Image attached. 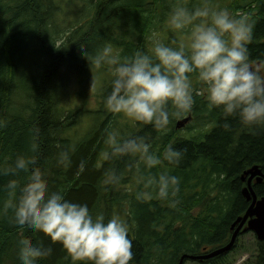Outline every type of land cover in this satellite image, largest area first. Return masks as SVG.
I'll return each instance as SVG.
<instances>
[{"label": "trees", "instance_id": "16d2710c", "mask_svg": "<svg viewBox=\"0 0 264 264\" xmlns=\"http://www.w3.org/2000/svg\"><path fill=\"white\" fill-rule=\"evenodd\" d=\"M63 1V5L61 2ZM204 0H0V168L6 167L17 155L34 156L36 165L52 190L61 189L68 200L86 204L95 215L106 218L119 214L129 226V238L133 241L134 261L140 256L148 258L145 264H178L182 255H206L226 245L232 231L231 223L242 215L250 204L241 190L247 180L241 175L252 166H258L264 174V130L252 131L242 127L235 119H229V129L216 109L211 111L200 96L194 95L192 110L170 117L163 132L154 131L150 125L127 124L123 136L139 134L150 138L152 151L162 153L168 145L185 149L178 167L166 163L152 169L133 165L127 158L115 161H99L102 130L109 123L121 118L119 114L104 113L100 109H66L59 91L71 82L83 86L81 75L93 67L80 55L93 56L103 47H111L121 56L136 51L148 52L146 46L153 35L159 33L162 40L179 42L183 37L169 32L166 19L178 3L189 7L200 6ZM212 7L227 8L233 15L244 14L253 23L249 47L253 63L264 60V0H209ZM62 8H69L75 23L59 33L47 28L49 19L59 23ZM60 35L56 40V35ZM57 42V43H56ZM145 49V50H143ZM91 77L99 79V73L109 78L99 90L91 88L96 101L103 104L109 91L110 66L105 65ZM23 76H19V73ZM14 80L15 85L8 81ZM4 83V84H3ZM13 87L10 100H3V85ZM194 87H199L195 83ZM82 96L78 98L82 101ZM61 101H60V100ZM87 103L91 100L85 97ZM6 109V112L1 110ZM91 116L93 129L90 136L72 143L60 139L58 127L63 123L75 124ZM190 117L182 126L178 121ZM114 128V127H113ZM38 134L39 151L32 153L30 143ZM89 135V134H88ZM57 138V140H53ZM74 146L71 164L56 165L57 153ZM83 162L84 171L78 166ZM115 168L122 173L118 184L105 185V172ZM162 171L180 178L179 192L175 196L160 199L155 187H146L149 176L158 177ZM24 173L13 177L0 175V264H17L12 254L6 257L3 248L18 241L19 230L11 222L12 212L5 207L11 199L6 189L10 179L23 180ZM251 187L257 198L264 197V180ZM99 183L101 185L96 186ZM141 193L144 198H140ZM151 197V198H148ZM29 239L42 237L25 233ZM238 237L236 238L235 244ZM2 244V245H1ZM229 252L198 261L199 264H230ZM256 251L243 264H264V240H256ZM52 254L40 264H71L58 244L51 245ZM185 258L184 263L187 261ZM193 261V260H189ZM196 261V260H195Z\"/></svg>", "mask_w": 264, "mask_h": 264}, {"label": "clouds", "instance_id": "9594fccd", "mask_svg": "<svg viewBox=\"0 0 264 264\" xmlns=\"http://www.w3.org/2000/svg\"><path fill=\"white\" fill-rule=\"evenodd\" d=\"M253 26L247 15L212 7L209 0L192 7L178 3L169 12L165 27L183 37L179 42L155 38L148 52L121 56L106 46L93 56L80 55L97 70L110 66L104 107L134 124L163 132L170 117L192 110L195 95L204 99L209 111L220 112L224 129L231 127L229 119H235L249 130H264V60L253 63L250 59ZM193 76L199 87H194ZM106 143L102 160L127 158L129 168L152 169L165 163L178 167L186 151L170 144L157 154L150 138L139 134L110 132ZM29 148L34 154L39 151L38 134ZM74 151V146L61 149L56 165L70 166ZM35 165L34 156L20 154L0 168V175L25 174L22 181L10 179L5 186L11 197L5 207L19 229L18 264H40L56 244L71 264H132L133 241L127 222L117 213L108 218L103 213L94 215L88 205L68 200L63 190L49 187ZM84 167L81 162L79 171ZM121 179L122 173L109 168L103 183L115 185ZM179 184L178 176L162 171L158 177L149 176L145 186L155 187L156 196L165 199L179 192ZM25 233L47 239L49 246L43 239L26 238Z\"/></svg>", "mask_w": 264, "mask_h": 264}, {"label": "rangeland", "instance_id": "374dc122", "mask_svg": "<svg viewBox=\"0 0 264 264\" xmlns=\"http://www.w3.org/2000/svg\"><path fill=\"white\" fill-rule=\"evenodd\" d=\"M61 4L63 5V1L61 2ZM67 10H69V8L65 10L64 8H62V13L59 15V20H58L59 23H56V21L52 22L48 19L47 21L51 23H46L47 28H54L56 31L60 33L62 29L64 31L65 29L70 28L73 25H75V23H66L71 18V14ZM59 37H60L59 34L56 35L57 41L59 40ZM155 38H161V35L157 33L153 35V37L150 38L149 40L152 41ZM150 45H151V42L147 44L146 46L147 50L150 49ZM96 72H98L97 69H95L94 67H91L86 71V73L81 75L80 79L86 81V84L83 86H77L74 82H71L67 88H66V85H64L59 91V96L60 98H62L63 101L65 100L66 102H71V103L70 104L63 103V105L61 104V106H63L66 109H75V108L100 109L104 113V115L110 113L105 109L104 104H102L100 101H96L93 95V92L89 94V90L91 88L99 90L101 87V84L109 78L108 76H104L99 73V79L98 80L94 79L92 81L91 77ZM19 76L20 77L23 76V73L22 72L19 73L18 77ZM8 81L10 82L11 85L13 86L15 85L14 80L8 79ZM10 84L7 86L3 85V89H4L3 90V100L5 102L9 101L11 97V92H12L13 87L10 86ZM79 94L84 95L82 96L83 98L82 101L79 100L78 98ZM85 97H88L91 101L87 103L85 100ZM1 112H6V109L1 110ZM90 118L92 117L85 116L79 121V123L75 122V124H71V125L63 123L62 125H60L58 127V132H60L59 133L60 139L67 142L66 140H64L65 138V139H69L72 143H76V142H80L88 138L93 129V126L91 124L92 120ZM129 123H132V122L127 120L123 116H121V118H119L118 121L116 120V117H115L114 120H112L109 123L108 128L105 130H102V134L104 136L103 138L105 139H102V142H101V149H100L99 155H97L99 158V161L95 164L96 167H99L98 164L100 161H102V153L103 151L107 149L106 139H107L108 133L117 132L119 134H125L127 130V124ZM96 130L97 129L94 128L93 132ZM53 140H57V138H53ZM99 185L101 184L99 183L96 184V186H99ZM16 231L19 233V230H16ZM256 240H257L256 235L251 231L244 232L242 235H240L236 242L237 246L235 247L233 251H231L230 255L228 256V259L231 260L230 264L245 263L246 260L250 258L252 253L256 251V246H255ZM16 245L17 244L15 242H11L10 244L8 243L7 247L3 248V254L6 253V257H8L9 254H12L13 259L18 264ZM137 260H139L137 264H145V261H147L148 258H143L140 256ZM3 261H4L3 264H8V262H6L5 260ZM184 264H199V263L198 261H189V259H187V261Z\"/></svg>", "mask_w": 264, "mask_h": 264}, {"label": "water", "instance_id": "95a60500", "mask_svg": "<svg viewBox=\"0 0 264 264\" xmlns=\"http://www.w3.org/2000/svg\"><path fill=\"white\" fill-rule=\"evenodd\" d=\"M189 119L190 117H187L178 121L176 126L182 127ZM253 178L255 179L253 182L254 184L260 183L264 180V174H262L261 170L256 165L244 171L241 175L242 182L247 180L246 186L242 188L241 192L246 200L250 201V204L245 212L231 223L230 230L232 231V234L229 242L223 247H220L219 249H216L206 255H182L178 264H183L185 258L204 260L206 258H211L227 252L235 245L238 235L241 232L248 230H252L258 240H264V197L257 198L256 194L252 190L251 182ZM244 224L246 225L244 226Z\"/></svg>", "mask_w": 264, "mask_h": 264}]
</instances>
